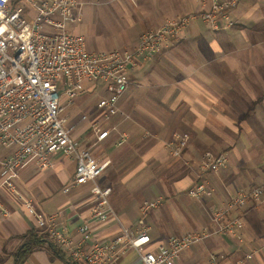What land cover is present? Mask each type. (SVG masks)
Wrapping results in <instances>:
<instances>
[{"label": "crops", "instance_id": "crops-1", "mask_svg": "<svg viewBox=\"0 0 264 264\" xmlns=\"http://www.w3.org/2000/svg\"><path fill=\"white\" fill-rule=\"evenodd\" d=\"M200 8V0H79L73 8L79 20L71 31L84 37L89 52L130 48L143 31ZM230 17L232 25L216 31L195 19L161 52L139 57L117 102L125 117L97 106L108 94L102 80L85 81L84 92L71 100L61 94L70 136L108 161L96 182L110 187L108 200L119 222L91 219V183L70 186L73 157L54 153L51 167L43 170L28 161L15 185L39 213L53 218L39 226L21 201L0 188V264H14L27 233L45 241L20 264H67L48 248L51 222L75 236L89 219L99 242L112 239L120 225L134 234L143 224L151 238L147 248L154 249L171 235L211 230L213 208L256 187L261 198L229 213L240 218L238 236H207L184 248L177 263L209 264L213 253L224 256L216 264H232L255 249V264H264V0H238ZM95 120L109 132L93 147ZM174 133L187 139L180 156L165 148ZM13 149L0 148V158ZM219 154L226 156L225 166L200 175L213 194L191 199L187 189L198 180L200 160ZM156 198L158 207L139 214V203ZM120 249L109 264H142L135 249Z\"/></svg>", "mask_w": 264, "mask_h": 264}, {"label": "built area", "instance_id": "built-area-1", "mask_svg": "<svg viewBox=\"0 0 264 264\" xmlns=\"http://www.w3.org/2000/svg\"><path fill=\"white\" fill-rule=\"evenodd\" d=\"M237 1L200 0L199 10L143 31L130 48L89 52L85 49L84 37L71 31V26L79 20L73 13L79 0H0V148H14L10 155L0 158V188L21 201L39 226L44 225L53 215L39 213L18 190L14 180L19 168L28 161H33L39 169H47L52 165V155L59 152L76 162L70 186L91 183L89 193L94 201L91 219L104 223L112 217L119 222L108 200L110 187L96 182L108 161L98 159L92 149L80 147L70 136V127L64 124L61 115V94L71 100L84 92L85 81L102 80L108 94L97 106L108 115L120 113L125 117L117 102L129 85V75L137 66V59L159 53L165 43L183 37L184 30L195 19H201L214 31L231 26L230 16ZM92 128L94 147L109 130L96 120ZM186 144L184 135L174 133L165 142V148L170 154L180 156ZM226 162L224 154L204 156L198 165V180L187 189V194L195 200L211 196L212 188L200 175L215 172ZM262 192L260 187L236 192L225 204L213 208L211 230L171 235L154 249L147 248L151 238L143 224L134 234L120 225L112 239L99 242L92 237L89 219L76 227L75 236L57 229L51 222L48 237L66 252L70 261L78 264H109L123 252L121 246L135 249L142 264H178L177 258L184 248L207 236H238L240 218L229 213L242 208L248 200L261 198ZM159 204L158 198L143 201L139 211L144 215ZM255 252L252 249L244 253L232 264H255ZM223 258L211 253L208 261L216 264Z\"/></svg>", "mask_w": 264, "mask_h": 264}, {"label": "trees", "instance_id": "trees-1", "mask_svg": "<svg viewBox=\"0 0 264 264\" xmlns=\"http://www.w3.org/2000/svg\"><path fill=\"white\" fill-rule=\"evenodd\" d=\"M23 237L26 239L25 244L23 247L19 249V254L16 257L14 264H20L28 252H30L35 247L43 245L45 241L35 237L32 233L31 234L27 233L23 235ZM48 242H49L48 248L51 250L54 256H58L61 259L65 260L67 264H78L76 262L70 261L69 258L65 259L63 251L61 249H57L52 240L49 239Z\"/></svg>", "mask_w": 264, "mask_h": 264}, {"label": "rangeland", "instance_id": "rangeland-1", "mask_svg": "<svg viewBox=\"0 0 264 264\" xmlns=\"http://www.w3.org/2000/svg\"><path fill=\"white\" fill-rule=\"evenodd\" d=\"M90 15H92V11H91V9H90ZM65 96V95H64ZM63 113H64V111H62ZM61 115H62V113H61ZM62 117L64 118V116L62 115ZM139 193V192H138ZM188 195V194H187ZM189 196V195H188ZM190 197V196H189ZM191 198V197H190ZM135 199V201L137 200V192H135L134 193V195H133V199L132 200H134ZM191 199H193V198H191ZM127 203H131V201H128ZM142 203H139V205L138 206H140ZM139 208V207H138ZM139 214H140V212H139ZM192 247V246H191Z\"/></svg>", "mask_w": 264, "mask_h": 264}]
</instances>
